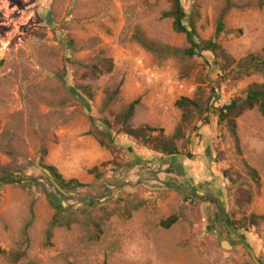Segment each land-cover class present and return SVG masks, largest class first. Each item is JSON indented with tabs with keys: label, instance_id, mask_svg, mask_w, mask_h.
<instances>
[{
	"label": "rangeland",
	"instance_id": "obj_1",
	"mask_svg": "<svg viewBox=\"0 0 264 264\" xmlns=\"http://www.w3.org/2000/svg\"><path fill=\"white\" fill-rule=\"evenodd\" d=\"M184 4L199 14V37L234 59L264 50V0ZM170 7L167 0H0V264H254L249 250L264 264V220L249 225L264 217V117L253 110L236 121L237 147L227 127L203 115L171 158L121 130L136 102L129 125L171 138L181 98L202 88L206 99L215 87L228 105L264 82L261 75L223 80L209 53L161 59L144 51L137 31L162 47L189 48L164 17ZM86 137L110 160L88 163ZM55 165L71 176L97 167L100 179L88 174L91 183L77 180L87 189L59 196L42 169ZM7 175L29 183L2 184ZM49 196L71 209L68 228L65 219L51 228ZM172 216L177 222L161 228Z\"/></svg>",
	"mask_w": 264,
	"mask_h": 264
},
{
	"label": "trees",
	"instance_id": "obj_2",
	"mask_svg": "<svg viewBox=\"0 0 264 264\" xmlns=\"http://www.w3.org/2000/svg\"><path fill=\"white\" fill-rule=\"evenodd\" d=\"M185 0H167L171 5L169 12L164 14V17L173 20V31L177 34L184 35L189 45V48L180 50L170 47H162L154 42H150L143 38L141 33L137 31L133 37L134 41L147 53L157 58H174V57H186L195 58L201 57L203 53H209L213 56L216 69L222 74V79L232 77L235 79H245L253 75H261L264 77V50L259 54H250L240 60L234 59L230 56L217 42L215 39L207 41L202 40L196 30V21L199 18V14L194 7L191 5L190 11L187 12L184 4ZM193 1V0H188ZM223 31V23L220 21L219 28L216 32V38ZM103 69L107 73L111 71V64L105 62ZM205 92L202 88L198 89L196 97L193 99L181 98L175 103L176 109L181 112L180 123L177 126L174 135L171 138L165 137L163 134L154 135L156 133L150 127H142L133 129L129 125V121L134 115V109L136 102L129 105L125 113L121 116L120 121L122 124L123 134L137 142H141L143 147L150 151L164 157H178L181 153L178 151L176 142L185 138L184 130L191 126L195 120L200 119L203 115L213 114L218 119V125H224L227 127L231 138L235 145L239 147V138L237 135V123L236 121L241 118L245 113L256 110L262 117H264V82L263 83H251L247 87L244 98H235L228 105L218 106L222 100L219 92V88L211 87L208 97L205 99ZM206 116V117H207ZM107 126L110 127L108 122ZM205 125H208V119H204ZM196 129L195 127L193 128ZM104 136L113 143V140ZM100 145L105 147L101 142ZM43 170H47L59 187L67 192L72 193L79 189H87L89 186L80 183L79 181L65 180L53 166H42ZM249 175L257 181L260 180L257 172L247 167ZM88 174L94 176L95 179H100L98 168L94 167L88 171ZM2 184H20L25 186L29 183L26 180H15L11 175H7L2 181ZM61 196L60 193H58ZM51 207L56 212V215L52 221L51 228L55 226H61L62 222L67 220V228L71 224V216L68 217L66 214L71 209H65L62 205H59L51 196L48 197ZM92 205V204H91ZM33 213L31 212V221L28 223L29 226L32 223ZM264 220V217H254L249 219L250 226H257L258 221ZM177 222V217L172 216L169 219L162 221L160 227L167 230ZM231 227H234L232 223H229ZM50 238V231L48 232ZM5 252L0 249V256L4 255ZM260 262V261H259ZM261 263V262H260ZM262 264V263H261Z\"/></svg>",
	"mask_w": 264,
	"mask_h": 264
},
{
	"label": "crops",
	"instance_id": "obj_3",
	"mask_svg": "<svg viewBox=\"0 0 264 264\" xmlns=\"http://www.w3.org/2000/svg\"><path fill=\"white\" fill-rule=\"evenodd\" d=\"M206 128V127H205ZM203 128V129H205ZM203 129L201 130V135L204 136V134H202ZM84 142V149L81 152L82 156H84L86 158V161L88 163H105L107 161L110 160V155L108 152H106L104 149H102L97 142L91 138V137H86L85 139H83ZM56 168L59 169L60 173L65 176L68 177V179H76V180H82L85 184H89L93 181V178L91 176H89L88 174H75L74 176H71L65 172H63V170L60 168V166L55 165Z\"/></svg>",
	"mask_w": 264,
	"mask_h": 264
},
{
	"label": "water",
	"instance_id": "obj_4",
	"mask_svg": "<svg viewBox=\"0 0 264 264\" xmlns=\"http://www.w3.org/2000/svg\"><path fill=\"white\" fill-rule=\"evenodd\" d=\"M51 16H50V14L48 13L47 14V17H46V22H47V24L49 25L50 23H51ZM43 172H44V174L51 180V183H52V185L56 188V190L60 193V194H62V195H64V196H67V193H65V191H63L60 187H59V185L55 182V180L51 177V175H50V173L47 171V170H43ZM219 192H220V194H221V190L219 189L218 190ZM220 201H223V197L220 195ZM222 248H229V249H231V246H229V244H227V243H222ZM249 252H250V254H251V258H252V260H253V262H254V264H261L258 260H257V258L255 257V255L253 254V252L252 251H250L249 250Z\"/></svg>",
	"mask_w": 264,
	"mask_h": 264
},
{
	"label": "built area",
	"instance_id": "obj_5",
	"mask_svg": "<svg viewBox=\"0 0 264 264\" xmlns=\"http://www.w3.org/2000/svg\"><path fill=\"white\" fill-rule=\"evenodd\" d=\"M223 105H225V104H224L223 100H221V102L218 106H223Z\"/></svg>",
	"mask_w": 264,
	"mask_h": 264
}]
</instances>
